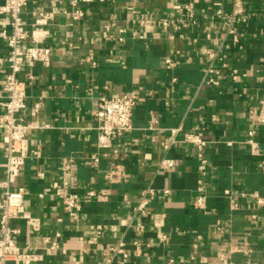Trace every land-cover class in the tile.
<instances>
[{
	"label": "crops",
	"instance_id": "crops-1",
	"mask_svg": "<svg viewBox=\"0 0 264 264\" xmlns=\"http://www.w3.org/2000/svg\"><path fill=\"white\" fill-rule=\"evenodd\" d=\"M180 1L93 0L81 5L77 19L70 17L68 0H28L23 7L28 41L49 46L50 54L47 63L18 73L26 81L22 116L38 127L29 133V155L9 185L24 186L22 211L37 217L40 228L32 232L22 217L11 224L20 229L13 236L19 246L43 253L40 260L7 264H103L107 249L119 242L128 252L126 264H264V202L249 195L256 191L264 200V122L255 121L264 98V0H245L240 47L222 51L241 74L234 81L224 73L217 86L202 82L204 51L218 44L205 33L218 20L217 8L228 9L230 0L193 5L198 23L170 35L159 19L176 15ZM0 27L9 29L8 16L0 14ZM191 35L198 41L191 42ZM6 53L0 37V56ZM166 57L174 66L165 64ZM5 70L0 65V95ZM131 91L140 94L132 128L99 137L92 115L96 99ZM197 125L210 139L203 170L195 147L182 140ZM176 127L181 131L164 148ZM163 157L174 165L159 167ZM68 158L69 170H62ZM4 164L0 129V198L8 178ZM111 168L120 170L117 181L104 177ZM199 179L205 183L203 209L192 204ZM148 187L155 193L147 195L141 214L136 205ZM58 188L62 194L55 193ZM90 189L96 194L87 196ZM70 192L81 201L75 220L62 206ZM56 231L64 251L46 254L41 236ZM119 256L113 254L110 264H119Z\"/></svg>",
	"mask_w": 264,
	"mask_h": 264
},
{
	"label": "built area",
	"instance_id": "built-area-1",
	"mask_svg": "<svg viewBox=\"0 0 264 264\" xmlns=\"http://www.w3.org/2000/svg\"><path fill=\"white\" fill-rule=\"evenodd\" d=\"M93 0H68L72 7L70 17L77 19L83 15L81 5ZM205 0H182L179 3L176 15H164L159 20L158 25L164 31L170 32L177 29H188L198 23L197 16L193 9V5L203 2ZM207 1V0H206ZM28 3V0H3L0 2V14H4L9 18V29L0 27V37L5 41L7 46V53L0 56V65L5 67L3 78V91L0 95V129L4 132L5 145V171L7 173V180L4 184L5 189L0 198V264H7L8 262L16 261H35L40 260L42 253L29 247L23 248L19 246L14 240L13 236L19 233L18 227L12 226L11 222L16 218H24L26 224L30 227L32 232L39 231L40 221L37 217L23 213L22 206L24 203L25 188L19 185L16 188H10V183L14 182L18 174L21 172L25 159L29 155V138L28 135L38 124L27 121L23 118L22 112L26 108V81L18 77L19 71L28 65H33L36 62L47 63L50 47L46 45L35 44L28 41V31L25 28L22 20L21 12L23 7ZM245 0H230L228 9L217 8L216 15L218 20L212 26L210 31L206 30L205 37L208 40L217 39L218 44L216 48H207L204 54L208 58V62L204 68V75L202 82L207 85L217 86L224 73L236 81L239 78V71L236 68L229 67V64L222 57V51L229 49L231 44L240 47L241 27L248 21L246 14ZM39 20L35 19V23ZM146 19H141L140 23L145 24ZM120 29L119 31H121ZM116 35L109 34L108 38H114ZM139 37L143 34L139 31ZM189 37V36H187ZM197 35H191L189 40L191 42L198 41ZM179 54L178 51H176ZM220 62L219 67L215 62ZM175 60L172 57H166L165 64L168 67L174 66ZM32 78V75L29 76ZM173 80H176L174 77ZM140 94L138 91H131L129 93H120L112 96H100L94 102L92 110L93 118L95 119V129L99 133V137L107 139L113 138L129 131L132 128L133 110L138 103ZM257 123L264 122V98L261 100V106L255 115ZM205 127L202 125L195 126L192 131H185L182 134V140L191 143L196 150V155L200 161L199 168L204 169L207 159L204 155L205 147L209 143L204 135ZM174 133L170 134L169 142L163 145L168 147V143L175 141V133L181 131L179 127L172 129ZM250 136L249 141L253 140L255 129L248 130ZM254 142V141H252ZM255 154L257 153L254 151ZM93 160V162H95ZM71 159L68 158L62 163V170L68 171ZM261 163H264L261 161ZM174 165V159L171 157H163L160 159L159 167L162 169L169 168ZM120 170L118 168H111L104 173L107 181H117L120 177ZM65 183V182H64ZM167 192L168 189H164ZM196 196L192 202L196 208H205V183L203 180H198L196 188ZM56 194H62L63 191L58 188ZM154 188L148 187L143 190L138 198L136 211L145 214L148 199L147 195L154 194ZM225 193H229L225 190ZM96 191L90 189L86 192L87 196H93ZM249 195L256 199L257 204L264 202L262 197L256 191L249 192ZM63 210L66 212L70 220H75L80 209V199L74 193L63 194L62 198ZM96 232L101 231L100 225L92 226ZM59 231L50 235H42L41 241L44 243L43 251L46 254H52L54 251L61 249L59 244ZM135 248L138 250V245L135 242ZM62 250V249H61ZM64 251V250H62ZM107 258L103 264H110L113 254H120L119 264H126L128 259V252L124 248L123 242H119L115 246H111L106 251ZM167 264H173L169 259ZM249 264H257L255 261Z\"/></svg>",
	"mask_w": 264,
	"mask_h": 264
}]
</instances>
